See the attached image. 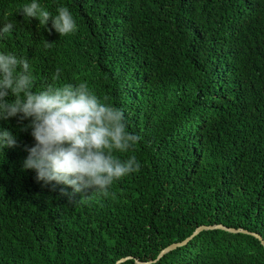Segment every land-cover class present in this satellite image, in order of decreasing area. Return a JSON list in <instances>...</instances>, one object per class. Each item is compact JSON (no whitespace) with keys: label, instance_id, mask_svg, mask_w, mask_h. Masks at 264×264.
Here are the masks:
<instances>
[{"label":"trees","instance_id":"trees-1","mask_svg":"<svg viewBox=\"0 0 264 264\" xmlns=\"http://www.w3.org/2000/svg\"><path fill=\"white\" fill-rule=\"evenodd\" d=\"M32 2L0 0V27L5 13L14 24L0 53L28 59L35 91L59 67L58 84L86 82L121 109L141 139L113 156L141 167L107 197L70 198L22 168L28 121L0 119L17 141L0 150V264H138L200 225L264 238V0H35L71 12L61 37L16 12ZM149 264H264V245L206 229Z\"/></svg>","mask_w":264,"mask_h":264},{"label":"clouds","instance_id":"clouds-1","mask_svg":"<svg viewBox=\"0 0 264 264\" xmlns=\"http://www.w3.org/2000/svg\"><path fill=\"white\" fill-rule=\"evenodd\" d=\"M56 11L58 14L52 15L35 0L16 10L25 19L37 18L43 28L51 20L48 30L54 29L60 37L76 31L71 12L64 6ZM8 15L5 13L0 27V39L14 28ZM51 43L46 41L45 47ZM62 71L58 67L52 82L35 91L28 59L14 52L0 53V119L28 121L21 130L30 129L34 143L25 146L28 155L22 168L34 170L37 182L71 186L70 198L89 188L107 197L115 180L141 167L135 156L121 160L113 151H126L141 137L128 132L123 111L102 102L86 82L58 84ZM16 145L12 132L0 129V150Z\"/></svg>","mask_w":264,"mask_h":264},{"label":"water","instance_id":"water-1","mask_svg":"<svg viewBox=\"0 0 264 264\" xmlns=\"http://www.w3.org/2000/svg\"><path fill=\"white\" fill-rule=\"evenodd\" d=\"M214 228H221V229H225V230H228V231H231V232L243 231V232L251 233V234L255 235L256 237H258L261 240L262 244L264 245V238L260 234L248 231V230L243 229V228L228 227V226L223 225V224L200 225L194 230V232L190 236H188L184 240L178 241V242H173L170 245H168L167 247L163 248L161 250V252L158 254L156 259L151 260V261H140V260H136V261H137L138 264H149L152 261H157V260L161 259L162 256H164L166 253L172 251L173 249H176L177 247L186 245L193 237L198 235L201 231L206 230V229H214ZM130 258H132V256L122 257V258L118 259L115 264H120L121 262H123V261H125L127 259H130Z\"/></svg>","mask_w":264,"mask_h":264}]
</instances>
